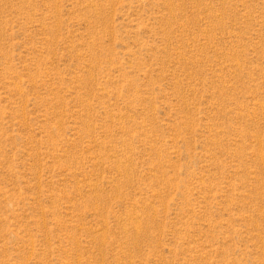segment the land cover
Listing matches in <instances>:
<instances>
[{
  "label": "rangeland",
  "instance_id": "1",
  "mask_svg": "<svg viewBox=\"0 0 264 264\" xmlns=\"http://www.w3.org/2000/svg\"><path fill=\"white\" fill-rule=\"evenodd\" d=\"M0 264H264V0H0Z\"/></svg>",
  "mask_w": 264,
  "mask_h": 264
}]
</instances>
